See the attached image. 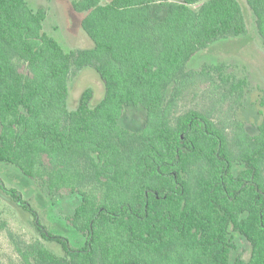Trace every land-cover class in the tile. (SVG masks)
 <instances>
[{
	"label": "trees",
	"instance_id": "1",
	"mask_svg": "<svg viewBox=\"0 0 264 264\" xmlns=\"http://www.w3.org/2000/svg\"><path fill=\"white\" fill-rule=\"evenodd\" d=\"M246 1L264 44V0ZM72 6L86 12L82 28L92 48L65 50L44 30L45 9L0 0V161L50 195L75 196L67 222L86 239L73 247L53 234L0 180L40 236L27 241L7 231L22 264H264V111L252 133L235 116L247 80L224 64L187 68L200 50L247 32L240 2ZM85 66H94L105 95L92 105L87 88L72 109L70 76ZM202 84L215 106L233 100L231 121L214 118L221 108L180 110L186 93ZM127 106L145 109L142 128L121 122ZM237 235L250 244L248 258L233 257Z\"/></svg>",
	"mask_w": 264,
	"mask_h": 264
},
{
	"label": "rangeland",
	"instance_id": "2",
	"mask_svg": "<svg viewBox=\"0 0 264 264\" xmlns=\"http://www.w3.org/2000/svg\"><path fill=\"white\" fill-rule=\"evenodd\" d=\"M30 6L38 10L45 9L46 19L43 22L44 30L56 38L65 50L92 48L93 40L82 28V20L86 12H77L72 6L74 0H27ZM111 0H102L103 3ZM182 1V0H175ZM242 6L247 32L245 34L222 38L207 48L197 52L189 61L188 69H200L204 64H224L225 72L235 79H246L248 86L241 109H237L238 118L245 121L249 131L256 132L262 121L260 111H264V44L260 37L255 15L246 0H238ZM198 7L199 5H195ZM162 17V15H158ZM220 81V80H219ZM69 107L74 109L80 95L87 88L94 91L92 105L98 104L105 95V85L100 79L94 66H85L75 69L70 76ZM207 84L190 89L181 102L180 110L219 109L214 112L215 119L231 121L234 112L230 110L232 99H228L221 107L215 106L214 101L204 95ZM130 129L138 130L146 122V111L141 106H127L121 121ZM1 129V125H0ZM0 180L7 188L17 189L24 201L31 204L37 211L41 222L55 235L67 237L71 246L80 247L85 243V237L67 222V217L74 213L78 199L73 195H50L48 189L32 178L27 177L19 167L0 161ZM0 264H22L14 246L7 234L13 230L27 241L40 238L34 225L33 218L18 204L13 203L10 195L0 189ZM44 241V240H43ZM238 248L233 257L250 256V244L239 235L236 236ZM46 246L58 254L63 249L58 243L47 242Z\"/></svg>",
	"mask_w": 264,
	"mask_h": 264
}]
</instances>
